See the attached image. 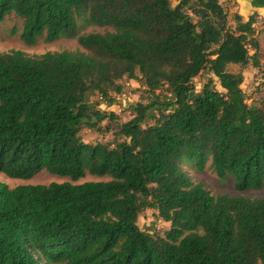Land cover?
<instances>
[{"label": "trees", "instance_id": "obj_1", "mask_svg": "<svg viewBox=\"0 0 264 264\" xmlns=\"http://www.w3.org/2000/svg\"><path fill=\"white\" fill-rule=\"evenodd\" d=\"M221 1L0 0L25 45H78L0 52V173L71 180L0 182V264H264V197L213 195L182 167L210 160L238 191L264 186V102L248 105L242 74L227 70L258 66L254 21L231 23ZM79 21L111 30L78 34ZM204 71L223 93L212 79L197 92ZM123 78H139L145 100L127 121L97 107ZM83 127L112 142H83ZM87 174L107 180L75 183ZM144 209L170 224L164 236L139 229Z\"/></svg>", "mask_w": 264, "mask_h": 264}, {"label": "rangeland", "instance_id": "obj_2", "mask_svg": "<svg viewBox=\"0 0 264 264\" xmlns=\"http://www.w3.org/2000/svg\"><path fill=\"white\" fill-rule=\"evenodd\" d=\"M174 4L177 0H172ZM222 6L228 14L229 20L232 23V18L235 13H239L242 21H247L249 17L253 18L254 36L259 43V52L257 56L258 66L254 67L251 64L247 66L229 65L227 70L232 73L240 72L243 80L241 82V89L245 95V100L248 105L261 104L264 102V9H255L251 6V0H222ZM13 27L16 28L17 33L12 34ZM21 30V20L13 15L8 16L3 22H0V52H9L11 50H21L29 55L42 54L45 52L63 51V50H76L78 45L75 38H59L53 42H45L42 38L37 39L33 45H25L19 39ZM111 30L110 27H100L90 25L82 21L78 22V34L86 33H104ZM250 53L253 50L250 48ZM139 77V74H138ZM208 79H212L215 88L224 92L220 87L217 78L207 73L206 71L199 74L193 79V85L197 92L201 91L204 83ZM123 90L120 94L116 95L115 102L111 105L102 103L97 107L106 111H113L120 115L121 121H127L131 115L128 112V107L138 101L145 102L140 99L141 91L143 89L142 82L139 78L121 80ZM99 97L97 94L90 96L92 104L97 103ZM81 139L85 143H110L113 136L109 133H101L95 129L83 127L79 133ZM183 169L188 173L191 180L195 183H202L204 188L210 191L213 195H229V196H243L247 198H260L264 197V186L259 189H249L246 191H238L235 189L234 180L231 177L220 179L216 176L212 169L211 161L208 160L202 171H197L194 165H186L182 163ZM107 180L106 177H96L87 174L82 179L75 183H83L86 181H100ZM67 177H58L51 175L46 171H41L31 177L30 179H15L9 178L0 173V182L7 184L13 188L17 185L26 184H40L48 185L52 182L63 183L70 182ZM154 209H144L138 216L137 225L140 230L148 232L152 235L164 236L165 232L169 229L170 224L160 219Z\"/></svg>", "mask_w": 264, "mask_h": 264}, {"label": "crops", "instance_id": "obj_3", "mask_svg": "<svg viewBox=\"0 0 264 264\" xmlns=\"http://www.w3.org/2000/svg\"><path fill=\"white\" fill-rule=\"evenodd\" d=\"M259 9H263V8H259Z\"/></svg>", "mask_w": 264, "mask_h": 264}]
</instances>
